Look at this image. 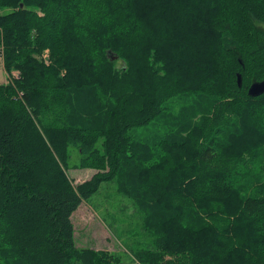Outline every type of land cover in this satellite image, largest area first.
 Here are the masks:
<instances>
[{"label":"trees","instance_id":"obj_1","mask_svg":"<svg viewBox=\"0 0 264 264\" xmlns=\"http://www.w3.org/2000/svg\"><path fill=\"white\" fill-rule=\"evenodd\" d=\"M0 59L3 264H122L75 241L108 181L134 264H264V0H0Z\"/></svg>","mask_w":264,"mask_h":264},{"label":"rangeland","instance_id":"obj_2","mask_svg":"<svg viewBox=\"0 0 264 264\" xmlns=\"http://www.w3.org/2000/svg\"><path fill=\"white\" fill-rule=\"evenodd\" d=\"M48 54L45 50L41 56L46 63L49 62ZM8 81L0 59V83ZM73 159L68 175L74 184L94 174L92 169L71 166L75 163V155ZM72 221L77 246L113 252L121 257L122 264H134V252L153 245V237L142 228L141 213L132 199L117 192L114 181L103 182L95 194L82 201L73 213ZM0 264L3 263L0 261Z\"/></svg>","mask_w":264,"mask_h":264},{"label":"water","instance_id":"obj_3","mask_svg":"<svg viewBox=\"0 0 264 264\" xmlns=\"http://www.w3.org/2000/svg\"><path fill=\"white\" fill-rule=\"evenodd\" d=\"M113 59H117V56H113ZM262 93H264V80L253 82L248 89L249 96H258Z\"/></svg>","mask_w":264,"mask_h":264}]
</instances>
